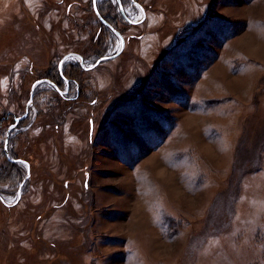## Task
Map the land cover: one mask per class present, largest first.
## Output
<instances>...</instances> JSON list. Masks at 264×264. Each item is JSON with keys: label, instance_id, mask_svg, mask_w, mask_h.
<instances>
[{"label": "rangeland", "instance_id": "374dc122", "mask_svg": "<svg viewBox=\"0 0 264 264\" xmlns=\"http://www.w3.org/2000/svg\"><path fill=\"white\" fill-rule=\"evenodd\" d=\"M92 1L0 0V264H264V0Z\"/></svg>", "mask_w": 264, "mask_h": 264}, {"label": "water", "instance_id": "95a60500", "mask_svg": "<svg viewBox=\"0 0 264 264\" xmlns=\"http://www.w3.org/2000/svg\"><path fill=\"white\" fill-rule=\"evenodd\" d=\"M131 1H132V3H134L136 6H139V5L136 4V2H135L134 0H131ZM92 2H93V10H94V13H95V15L97 16V18L99 19V21H101V23H103L105 26H107V27L110 28V26H109V25L104 21V19L100 16V14H99V12H98V10H97V7H96V2H95V0H93ZM116 2H117V5H118V10H119V12H120L122 18L124 19V21H125L126 23H128V24H130V25H136V24L141 23V22L144 20V18H145V12H144V10H143L140 6H139V8H140V10H141V18L138 19V20H136V21H133V20H131V19H129V18L127 17V15H126V13H125L123 7H122V4H121L120 0H116ZM110 29H111V28H110ZM119 37H120L121 45H120V48H119V50H118L117 52H115V53L112 54V55L104 56V57L99 58V59L95 62L94 65H92V66H90V67H87L85 70H91V69L95 68L97 65H99L101 62H103V61H107V60H112V59H114L115 57H117V56L122 52V50H123V48H124V40H123V38H122L121 36H119ZM70 56H76V57L80 60V62H81V66H82L83 68H85V67L83 66V64H82V57H80V55H78V54H74V53H73V54H68V55L64 56V57L61 59V63H62L66 58H68V57H70ZM61 63H60V65H59V67L61 66ZM35 85H36V83H34L33 86H32V88H31L30 98H29V101H28V103H27V105H26V107H25V113H24L23 115H21L20 117H18V118L15 119V122H16V123H18L20 120H22V119H24V118L26 117L27 112H28V106H29V104H30L31 101H32V97H33V89H34ZM5 152H6V151H5ZM6 155H7V154H6ZM17 161L23 162L22 160H13L12 162H17ZM27 177H28V173L26 174V178H27ZM26 178H25V180H26ZM25 180H24V181H25ZM17 202H18V201H16L13 205L17 204Z\"/></svg>", "mask_w": 264, "mask_h": 264}, {"label": "flooded vegetation", "instance_id": "af4514ba", "mask_svg": "<svg viewBox=\"0 0 264 264\" xmlns=\"http://www.w3.org/2000/svg\"><path fill=\"white\" fill-rule=\"evenodd\" d=\"M104 25V24H103ZM105 26V25H104ZM104 27L103 26H101V30L103 29ZM118 33V32H117ZM107 56V55H106ZM101 57H104V56H101ZM101 57H97V59H96V61L99 59V58H101ZM95 61V62H96ZM95 62H94V64H95ZM82 64H83V66H84V60H83V58H82ZM94 64H92V65H94ZM60 65V64H59ZM92 65H90V66H92ZM90 66H88V67H90ZM78 67L79 68H81L82 70H85L87 67H85V68H83L82 66H81V62L79 61V64H78ZM94 69V68H93ZM58 71H59V77H60V81H59V79H58V81H59V83L58 82H56L55 80H52L51 78H48V77H44V78H40V79H38L37 81H36V85H35V87L36 86H39V85H49V86H51V88L52 89H54L56 92H57V94H59L61 97H63V98H65V96L69 93V91L71 90V86H74L75 87V85H76V80H74V79H72L71 77H66L65 75H63V73H62V71H61V66L59 67L58 66V69H57ZM92 70V69H91ZM85 71H89V70H85ZM63 82V86L66 88V90L65 91H62V83ZM35 87H34V89H33V96H34V92H35ZM32 100H33V97H32ZM32 102V101H31ZM21 115H19V116H16V117H13V122L12 123H14V124H12L13 126H11L10 128H15V127H17L18 125H19V123L23 120H20L18 123H16L15 122V119L16 118H18V117H20ZM26 118V117H25ZM24 118V119H25ZM10 128H9V130H10ZM9 130L7 131V135H8V132H9ZM0 200L2 201V198L0 197ZM15 203V202H14ZM14 203H12V204H6L7 206H9V207H11V206H14L13 204ZM5 204V203H4ZM16 205V204H15Z\"/></svg>", "mask_w": 264, "mask_h": 264}, {"label": "trees", "instance_id": "16d2710c", "mask_svg": "<svg viewBox=\"0 0 264 264\" xmlns=\"http://www.w3.org/2000/svg\"><path fill=\"white\" fill-rule=\"evenodd\" d=\"M120 2H121V0H120ZM91 7H92V10H93V3H92V5H91ZM96 7H97V10H98V12H99V14H100V16L104 19V21L110 26V28L109 27H107V26H104L103 25V23H101V21H99L100 22V24L105 28V29H107L108 31H109V33L110 34H112V35H114V31H116V32H118L117 31V29L115 28V25L113 24V22H112V20H110L108 17H106L105 15H103V12L101 11V8H100V5L98 4V2H97V4H96ZM93 13H94V10H93ZM94 15H95V13H94ZM118 15H119V17L121 18V20L123 19L122 18V16H121V14H120V12H118ZM96 16V15H95ZM96 18H97V16H96ZM98 19V18H97ZM99 20V19H98ZM124 21V20H123ZM127 25H129L128 23H127ZM129 26H133V25H129ZM57 73H59V71L57 70Z\"/></svg>", "mask_w": 264, "mask_h": 264}]
</instances>
